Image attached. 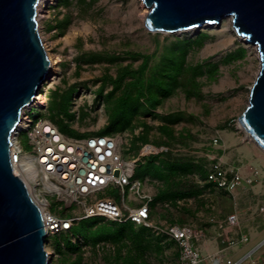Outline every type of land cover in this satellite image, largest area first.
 Here are the masks:
<instances>
[{
    "label": "rangeland",
    "instance_id": "obj_1",
    "mask_svg": "<svg viewBox=\"0 0 264 264\" xmlns=\"http://www.w3.org/2000/svg\"><path fill=\"white\" fill-rule=\"evenodd\" d=\"M147 9L142 0H71L68 5L60 4V0H43L38 28L45 50L54 60V71L42 83L44 90L50 92V99L41 110L39 106H31L29 115L50 119L68 136L94 133L109 120L107 105L111 99L107 93L112 84L107 81L101 92L97 90L106 75L114 77L122 67L137 75L144 60L147 64L142 74L149 75L171 46L188 42L184 44L186 69L179 84L170 94L161 97L155 107L138 112L132 131L125 130L138 134L145 128L139 122L148 126V143L154 151L142 156L141 163L149 154L157 153L158 160L190 164L189 170L171 174L168 186L172 191L200 186L202 171L215 156L240 166L244 174H254L252 185H243L233 193L210 189L209 194L201 187L198 194L187 195L194 198L193 202H186L180 208L161 206L162 199H158L155 214L158 222L190 226L200 251L206 255L222 246L219 235L222 230L217 222L229 213H236L238 223L229 228L228 234L236 237L243 233L249 240L228 250V256L238 258L255 247L251 257L242 262L249 264L251 259L264 254V208H261L264 206V152L248 137L239 116L248 104L249 87L259 68L256 46L238 37L229 16L197 29L152 31L144 25ZM193 66L199 68L193 70ZM131 78V75L125 76L122 84ZM122 86L113 96L122 91ZM169 113L177 114L179 119L169 123L173 135L167 137L159 133L158 126L166 121L165 115ZM213 137H218V143L213 142ZM20 144L25 151L31 148L25 132L20 135ZM143 144L138 150L127 145L125 155H137ZM145 171L146 166L140 164L135 168V175ZM144 178L147 190L153 194L167 185L149 174ZM49 200L51 211L64 215L52 198ZM94 219L74 227V232L85 233ZM103 224H108V220L98 219L92 227ZM149 233H144L141 259L147 264H179L176 243ZM56 239L61 251L55 247ZM68 239L77 245L76 250L64 246ZM47 241L46 251L50 252L47 264H124L122 258L133 252L128 240L79 242L68 231L50 234ZM200 264H210L209 259Z\"/></svg>",
    "mask_w": 264,
    "mask_h": 264
},
{
    "label": "built area",
    "instance_id": "obj_2",
    "mask_svg": "<svg viewBox=\"0 0 264 264\" xmlns=\"http://www.w3.org/2000/svg\"><path fill=\"white\" fill-rule=\"evenodd\" d=\"M33 105L37 106L31 103L22 108L11 132L9 159L13 173L22 179L40 208L47 237L61 231L70 232L73 224L81 218L99 216L117 223L130 221L147 228L155 236L173 240L178 246L179 264H200L204 259H209L210 264H242L251 257L255 247L238 258L228 256V250L249 240L243 233L229 236V228L238 223L234 212L217 222V227L222 230L219 234L222 246L206 255L200 251L190 226L155 220L158 203L154 201L155 194L147 190L145 178L135 175L141 157L154 151L150 143H144L137 155L126 156L124 149L130 146L132 138L126 130L68 136L48 118H31L29 110ZM38 108L41 110L44 106ZM23 132L31 146L26 151L20 144ZM213 142L218 143V137H213ZM254 179V174H244L240 166L230 165L222 157L215 156L209 161L200 186L209 194L210 189L233 193L243 185H252ZM49 198L64 215L51 211ZM193 199L189 196L176 197L173 201L164 199L160 205L180 208L186 202L192 203ZM71 235L73 240L83 241L80 235ZM249 264H264V254L251 259Z\"/></svg>",
    "mask_w": 264,
    "mask_h": 264
},
{
    "label": "water",
    "instance_id": "obj_3",
    "mask_svg": "<svg viewBox=\"0 0 264 264\" xmlns=\"http://www.w3.org/2000/svg\"><path fill=\"white\" fill-rule=\"evenodd\" d=\"M144 25L175 32L231 16L234 30L256 44L259 68L239 116L264 152V0H142ZM39 0H0V264H47L40 208L9 159L11 132L24 106L41 93L49 59L39 34Z\"/></svg>",
    "mask_w": 264,
    "mask_h": 264
},
{
    "label": "trees",
    "instance_id": "obj_4",
    "mask_svg": "<svg viewBox=\"0 0 264 264\" xmlns=\"http://www.w3.org/2000/svg\"><path fill=\"white\" fill-rule=\"evenodd\" d=\"M70 3L71 0H60V4L62 5H68ZM185 43L188 42L181 43L177 47L171 46L165 57L159 63V66L156 67V70L149 73V75L145 76L142 74L144 68L146 67L147 60H144L142 65H140V68L136 71L138 72L137 75H135V71L131 72L127 67H122L114 77L111 75H106L103 83H101L97 90L98 92H101L105 82L107 81H110L112 84L111 90L107 93V98L111 99L107 105L109 120L107 125L94 133L111 134L114 131L125 129L132 131L135 127L133 120L138 112H140L142 109L148 110L155 107L160 101L161 97L170 94L171 91L179 84L180 77L186 69L184 67V57L186 53L184 45ZM198 68L199 66L192 67L193 70H197ZM127 75H131L133 78L122 84L124 77ZM121 85H123L122 91L119 94L113 96L114 91L117 88H120ZM45 94L46 103L47 99L50 97V92L48 89L45 90ZM56 102L53 103L51 108H53ZM178 119L179 117L177 114H166V121L158 126L159 133L167 137L173 135V130L170 124L177 121ZM139 123L144 125L145 128L138 134H132L129 148L135 150H138L140 144L148 143L149 141L148 126L146 124H142L144 122ZM79 135L81 136V134ZM137 141H139V143H137ZM156 159H159V154H149L148 158L144 162L140 163L146 166V171L138 176L144 178L146 174H149L151 177L161 179L167 183L165 187L158 189L154 196V201L158 199H175L176 197L196 195L200 190H202V186H198L197 188L190 190H170L168 181L171 174H176L178 171L180 172L189 170L190 164L188 162L177 160L160 159L157 161ZM205 172L206 169L202 171L203 176ZM92 217H95V219L91 221L89 225L90 229H88L83 234L74 232V227H78L82 222H86ZM92 217L81 218L79 221L73 224L70 229V233L80 235L84 241L87 240L93 244L99 240H110L116 243L123 240H128V242L132 243L133 252L123 257L122 262L124 264H147L146 260L141 259L143 254V246L141 243L145 240L144 233L150 234V231L147 228L134 225L130 221L117 223L108 220V224H103L94 229L92 226L98 221V219H106L99 216ZM117 224L122 225L118 226ZM154 237L159 238L160 236ZM54 244L57 250L61 251V245L57 239L54 241ZM64 246L67 249L72 250H76L78 248L77 245L71 242L69 239L65 240Z\"/></svg>",
    "mask_w": 264,
    "mask_h": 264
},
{
    "label": "bare ground",
    "instance_id": "obj_5",
    "mask_svg": "<svg viewBox=\"0 0 264 264\" xmlns=\"http://www.w3.org/2000/svg\"><path fill=\"white\" fill-rule=\"evenodd\" d=\"M143 3V2H142ZM143 5L145 6V7H147L144 3H143ZM42 11H43V0H39V3H38V5H37V8H36V21H37V25H38V23H39V17L42 15ZM147 11H148V9H147ZM146 15V14H145ZM145 17V16H144ZM229 20H230V22H232L231 21V16H229ZM208 23H205L204 25H207ZM198 27H192V28H188V29H197ZM40 34V33H39ZM238 35V37L240 38V39H242V40H244V41H246L241 35H239V34H237ZM247 42V41H246ZM43 43V42H42ZM44 46V45H43ZM255 46H256V44H255ZM45 48V47H44ZM46 51V50H45ZM46 54H47V57H48V59H49V69H48V72H47V75H46V77H45V80L47 79V77L50 75V74H52L53 73V71H54V60L53 59H51V57H50V55L46 52ZM258 59H259V55H258ZM45 80H44V82H45ZM43 86H45L44 84H43ZM44 88H46V87H44ZM41 94V93H40ZM45 97H46V94L44 93V94H41L40 96H38L37 97V99H36V101L34 102V104H37V106H42V105H44L45 104ZM242 124V123H241ZM247 135H248V137L252 140V138L249 136V134L247 133ZM253 141V140H252ZM256 144V143H255ZM257 145V144H256ZM49 251H46V258L48 259L49 258Z\"/></svg>",
    "mask_w": 264,
    "mask_h": 264
},
{
    "label": "crops",
    "instance_id": "obj_6",
    "mask_svg": "<svg viewBox=\"0 0 264 264\" xmlns=\"http://www.w3.org/2000/svg\"><path fill=\"white\" fill-rule=\"evenodd\" d=\"M262 187H263L262 190L264 191V183L262 184Z\"/></svg>",
    "mask_w": 264,
    "mask_h": 264
}]
</instances>
